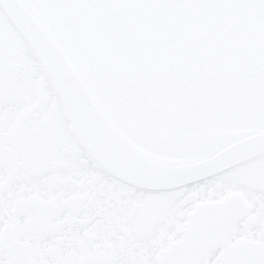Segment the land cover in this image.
<instances>
[{"label":"snow or ice","instance_id":"snow-or-ice-1","mask_svg":"<svg viewBox=\"0 0 264 264\" xmlns=\"http://www.w3.org/2000/svg\"><path fill=\"white\" fill-rule=\"evenodd\" d=\"M0 264H264V0H0Z\"/></svg>","mask_w":264,"mask_h":264}]
</instances>
